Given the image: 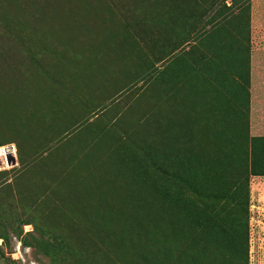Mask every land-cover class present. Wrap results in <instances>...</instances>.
<instances>
[{
	"label": "rangeland",
	"instance_id": "374dc122",
	"mask_svg": "<svg viewBox=\"0 0 264 264\" xmlns=\"http://www.w3.org/2000/svg\"><path fill=\"white\" fill-rule=\"evenodd\" d=\"M263 100L264 0H0V264H264Z\"/></svg>",
	"mask_w": 264,
	"mask_h": 264
},
{
	"label": "crops",
	"instance_id": "0c3cea01",
	"mask_svg": "<svg viewBox=\"0 0 264 264\" xmlns=\"http://www.w3.org/2000/svg\"><path fill=\"white\" fill-rule=\"evenodd\" d=\"M254 61H258L259 62V60H260V58L258 57V56H256V55H254V56H252L251 57ZM261 62V61H260ZM259 62V63H260ZM252 79V78H251ZM261 80V76H259V81ZM252 81H253V84L252 85H254V83H255V79H252ZM263 83V82H262ZM256 84H258V83H256ZM264 101V100H263ZM260 102V101H259ZM254 107L256 106V105H253ZM251 109H252V107H251ZM258 119V118H257ZM255 122H256V124H255V126H252L253 127V130L256 132V133H259V135H263L264 136V119H263V117H259V119L258 120H255Z\"/></svg>",
	"mask_w": 264,
	"mask_h": 264
},
{
	"label": "bare ground",
	"instance_id": "6f19581e",
	"mask_svg": "<svg viewBox=\"0 0 264 264\" xmlns=\"http://www.w3.org/2000/svg\"><path fill=\"white\" fill-rule=\"evenodd\" d=\"M7 149V147H0V165H3V166H7V162H6V157L3 158L2 155L3 153L2 152H5ZM12 151V149H9Z\"/></svg>",
	"mask_w": 264,
	"mask_h": 264
},
{
	"label": "built area",
	"instance_id": "2783aa9c",
	"mask_svg": "<svg viewBox=\"0 0 264 264\" xmlns=\"http://www.w3.org/2000/svg\"><path fill=\"white\" fill-rule=\"evenodd\" d=\"M10 148H7L5 152H2V157L5 158L7 156L13 157V151L9 150Z\"/></svg>",
	"mask_w": 264,
	"mask_h": 264
},
{
	"label": "water",
	"instance_id": "95a60500",
	"mask_svg": "<svg viewBox=\"0 0 264 264\" xmlns=\"http://www.w3.org/2000/svg\"><path fill=\"white\" fill-rule=\"evenodd\" d=\"M6 162L7 163L11 162V164L13 165L14 164V158L13 157H10V156H7L6 157Z\"/></svg>",
	"mask_w": 264,
	"mask_h": 264
}]
</instances>
